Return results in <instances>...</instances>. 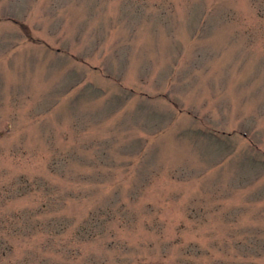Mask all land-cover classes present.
I'll list each match as a JSON object with an SVG mask.
<instances>
[{
	"label": "rangeland",
	"instance_id": "obj_1",
	"mask_svg": "<svg viewBox=\"0 0 264 264\" xmlns=\"http://www.w3.org/2000/svg\"><path fill=\"white\" fill-rule=\"evenodd\" d=\"M0 264H264V0H0Z\"/></svg>",
	"mask_w": 264,
	"mask_h": 264
}]
</instances>
